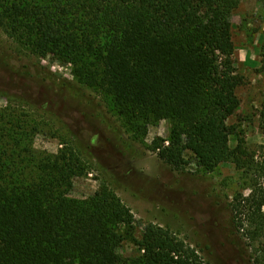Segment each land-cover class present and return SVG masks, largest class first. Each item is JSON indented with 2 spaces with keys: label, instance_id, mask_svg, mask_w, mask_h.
Listing matches in <instances>:
<instances>
[{
  "label": "trees",
  "instance_id": "1",
  "mask_svg": "<svg viewBox=\"0 0 264 264\" xmlns=\"http://www.w3.org/2000/svg\"><path fill=\"white\" fill-rule=\"evenodd\" d=\"M239 4L0 0V24L38 56L53 54L73 64L82 83L98 84L115 97L120 114L169 119L170 141L156 148L173 170L185 169L190 150L206 170L232 161L251 174L250 193L235 197L232 211L236 227H245L254 241L264 238V144L258 160L243 140L230 145L237 126L229 120L240 108L244 83L231 22ZM261 63L264 70V54ZM260 116L264 128V104ZM2 134L0 264H208L196 247L156 223L138 242L142 254L123 259L119 228L135 220L115 192L103 187L89 199L71 197L81 161L74 153L42 158L26 174L20 163L28 159L8 152ZM257 264H264V254Z\"/></svg>",
  "mask_w": 264,
  "mask_h": 264
},
{
  "label": "rangeland",
  "instance_id": "2",
  "mask_svg": "<svg viewBox=\"0 0 264 264\" xmlns=\"http://www.w3.org/2000/svg\"><path fill=\"white\" fill-rule=\"evenodd\" d=\"M231 22L235 66L244 83L240 108L229 120L237 126L230 145L243 140L258 160L264 144L263 2L240 0ZM74 69L53 54L38 56L0 24V132L8 152L28 159L20 163L26 174L45 157H80L70 196L89 199L107 187L134 215L132 226L119 228L125 238L118 252L125 260L142 254L138 242L149 223L171 229L208 264L262 260L264 238L252 241L233 219L235 197L253 187L251 174L232 161L206 170L190 150L185 169L173 170L156 148L169 143L172 122L120 114L113 95L82 83Z\"/></svg>",
  "mask_w": 264,
  "mask_h": 264
}]
</instances>
